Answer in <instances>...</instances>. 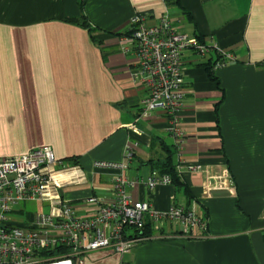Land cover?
I'll return each mask as SVG.
<instances>
[{"label": "crops", "instance_id": "0c3cea01", "mask_svg": "<svg viewBox=\"0 0 264 264\" xmlns=\"http://www.w3.org/2000/svg\"><path fill=\"white\" fill-rule=\"evenodd\" d=\"M83 14L92 31L69 21ZM136 14L148 24L169 15L234 56L212 76L216 50L183 53L181 147L166 112L142 116L146 88L133 80L138 57L124 39ZM162 141L189 194L145 184L159 172ZM43 145L64 160L58 172H85L62 190L80 212L91 194L112 197L119 175L139 179L127 186L134 200L158 212L194 206L206 220L184 234L180 222L156 229L148 217L150 238L124 253L94 250L84 264H264V0H0V158ZM17 210L24 220L29 211Z\"/></svg>", "mask_w": 264, "mask_h": 264}, {"label": "built area", "instance_id": "2783aa9c", "mask_svg": "<svg viewBox=\"0 0 264 264\" xmlns=\"http://www.w3.org/2000/svg\"><path fill=\"white\" fill-rule=\"evenodd\" d=\"M124 39L138 57L133 80L146 88L142 116L155 110L166 112L170 131L181 147L184 141L178 122L186 94L183 53L194 50L205 56L216 50L220 59L214 69L228 65L234 56L217 44L180 32L169 15L154 24L134 15ZM96 165L117 167L106 162ZM57 167L66 169L65 162L48 145L0 158V264H84L86 254L94 250L128 252L150 238L143 232L148 217L156 229L163 219L182 223L184 234L206 228V220L194 206L174 205L158 212L149 202L134 200L127 186L139 179L131 182L119 175L113 178L112 197L91 194L82 202L85 211L80 212L64 199L62 190L66 183L85 181V172H58ZM170 182L168 174L153 171L145 184L154 189ZM37 201L45 204L47 211L27 212L24 220L14 217L23 203Z\"/></svg>", "mask_w": 264, "mask_h": 264}, {"label": "trees", "instance_id": "16d2710c", "mask_svg": "<svg viewBox=\"0 0 264 264\" xmlns=\"http://www.w3.org/2000/svg\"><path fill=\"white\" fill-rule=\"evenodd\" d=\"M69 21L77 23V24L87 28L88 30L92 31L91 22H90L89 18L84 14L81 15L80 18H72V19H69ZM207 69H208V72L210 73V75L213 76L214 64L209 62ZM162 145H163V149L165 151V155L163 158H161V159H159L153 163L154 169L158 170L162 174H168L171 177L172 183H174L178 186L185 187L186 192L189 194V190L187 188V185L182 181V179H181V177L177 171V167H176V163H175V159H174V156H175L174 147L168 146L163 141H162ZM152 161L153 160H151V163H152ZM147 226L148 225H146L143 232H144V234L148 235V234H151L152 231H151L150 227H147Z\"/></svg>", "mask_w": 264, "mask_h": 264}, {"label": "rangeland", "instance_id": "374dc122", "mask_svg": "<svg viewBox=\"0 0 264 264\" xmlns=\"http://www.w3.org/2000/svg\"><path fill=\"white\" fill-rule=\"evenodd\" d=\"M22 207L24 208V210H27L29 212H31V211H38V212L47 211V208H44L40 202L23 203Z\"/></svg>", "mask_w": 264, "mask_h": 264}]
</instances>
